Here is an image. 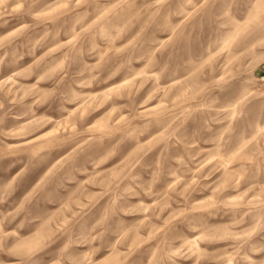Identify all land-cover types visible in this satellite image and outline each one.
I'll use <instances>...</instances> for the list:
<instances>
[{"label":"rangeland","instance_id":"obj_1","mask_svg":"<svg viewBox=\"0 0 264 264\" xmlns=\"http://www.w3.org/2000/svg\"><path fill=\"white\" fill-rule=\"evenodd\" d=\"M0 264H264V0H0Z\"/></svg>","mask_w":264,"mask_h":264},{"label":"bare ground","instance_id":"obj_2","mask_svg":"<svg viewBox=\"0 0 264 264\" xmlns=\"http://www.w3.org/2000/svg\"><path fill=\"white\" fill-rule=\"evenodd\" d=\"M236 32V31H235ZM248 50V49H247ZM244 52H246V51H244Z\"/></svg>","mask_w":264,"mask_h":264}]
</instances>
